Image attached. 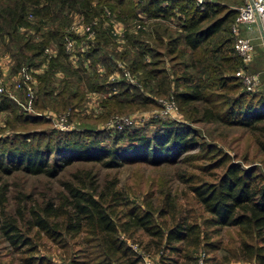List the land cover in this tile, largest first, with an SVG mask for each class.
Returning a JSON list of instances; mask_svg holds the SVG:
<instances>
[{"label": "trees", "instance_id": "1", "mask_svg": "<svg viewBox=\"0 0 264 264\" xmlns=\"http://www.w3.org/2000/svg\"><path fill=\"white\" fill-rule=\"evenodd\" d=\"M229 1L0 0V37L4 40L7 37L16 68L44 65L37 75L35 89L38 110L47 107L73 109L84 101L86 90L107 93L102 98L104 111L100 119L133 108L156 105L155 96L170 95L172 91L181 107L187 109L194 103H211L207 91H213L216 84L218 88L231 89V83L239 79L229 71H234L242 62L235 50L232 24L244 0ZM139 11L155 21L151 30H142L154 46L139 34L126 32L127 42L119 51L112 26L105 25L104 19L111 15L123 21L138 18L137 21L145 25L138 17ZM75 14L83 15L87 22L100 19L95 25L98 35L93 46L84 52L78 51L77 64L65 49L67 36L80 41V36L70 29ZM174 19H178L179 30L166 24ZM226 31L233 35L232 48L228 46L232 38L224 36ZM49 46L56 49L51 57L46 53ZM157 47L165 48L176 59L185 57V60L177 66L173 64L172 71L160 66L162 52ZM232 51L239 59L228 55ZM116 59L129 64L149 94L125 79L109 78L118 67ZM174 84L177 90H172ZM115 87H119V92L111 94ZM0 96V110L10 108L12 101L7 93H0ZM226 103L223 111L205 106L189 116L193 121H222L227 125L246 126L259 133V147L264 152V92L247 89ZM28 116L30 121L50 122L40 114ZM53 132L54 141L45 143L43 139L49 138L50 134L42 131H30L19 138L0 137V171L12 173L24 169L32 174L57 176L76 161H101L108 167L140 162L164 164L177 161L197 147L203 150L198 156L204 159L217 156L209 165L226 164L223 174L215 182L193 185L197 198L210 213L204 220L207 230L198 222L188 220L162 227L153 210L138 204L129 207L124 230L142 228L157 238L161 250L174 253V256L162 255L163 264H192L193 254L203 237L208 239L210 232L217 233L221 227L233 225L242 235L238 246L239 260L264 264V173L254 166L234 162L216 145L199 142L195 129L188 122L157 121L152 131L144 127L116 129L108 134L113 135L110 142L104 138V131L95 128ZM118 184L119 181L114 179L102 190L93 181L79 187L69 186L72 211L65 229L76 234L86 233L85 246L81 250L83 259L71 260L72 264H144L142 256L120 237L119 225L112 216V208L122 204L124 198ZM7 193V184H0L3 237L16 249L29 252L23 258V264H54L36 254L37 246L23 233L19 216L6 212ZM54 205L50 201L43 205L44 214L33 208L28 226H37L53 239L60 236L57 240H61L60 224L52 219L60 214ZM18 212L22 213L21 208ZM208 245L214 250L222 247L219 242H208ZM206 264L232 263L214 257L213 262Z\"/></svg>", "mask_w": 264, "mask_h": 264}, {"label": "rangeland", "instance_id": "2", "mask_svg": "<svg viewBox=\"0 0 264 264\" xmlns=\"http://www.w3.org/2000/svg\"><path fill=\"white\" fill-rule=\"evenodd\" d=\"M214 1L230 3L229 0ZM233 7H237V5H233ZM138 15L139 19L142 18L145 22V25L141 27L137 26L138 18L123 21L117 19L114 15L106 16L104 24L122 22L126 26V29L124 28L125 33L139 34L141 38L151 41L154 46L153 41L142 30H151L155 21L148 19V15L141 11H139ZM96 20L99 22L100 19ZM177 22L178 19H174L172 23L166 22V24L174 30H179ZM228 26L230 30L231 23ZM128 33L125 34V38L122 41L115 39L119 51L124 49ZM241 34L248 36L254 42L255 56L247 65H244L243 61L237 64L238 68L234 71H229V74H235L236 76L237 71L243 67L246 72L257 73L259 82L253 91L264 92V44L257 23L243 25ZM224 36L232 38L233 35L230 31H226ZM7 43V37L6 40L0 37V72L7 85L8 91L6 93L12 102L10 108L0 110V137L19 138V136L30 131H42L50 134L49 138L43 139V143H45L47 140L54 141L55 135L53 131L56 130L73 132L85 128H95L104 131V138L110 142L113 135L109 136L108 134L116 130L109 127L113 123L111 119H113L114 115H118V117L127 115L144 117L145 121L142 124L127 127H144L148 131H152L157 121L188 122L195 129L199 142H208L216 145L222 152L228 153L234 162H238L243 166H254L264 173V152L259 147L258 132L255 133L254 130L243 125H227L222 121H193L192 116H189L194 114L196 109L201 110L205 106L214 107L216 111L225 110L227 101L230 102L232 98L247 90V86L240 77L231 83V86H233L231 89L228 87L218 88L216 84L213 91H207V94L212 99L209 104L194 103L190 108L184 109L177 102L179 108L178 113L174 117L157 118L152 116L153 113L160 109L161 99L174 95L173 91L170 95L155 96L156 105L137 107L123 113H113L105 119L99 118L104 111L102 98L107 94L102 91L86 90L84 101L73 109L62 110L47 107L38 110L35 107L36 101H38V94L35 92L34 98H31L26 87L20 86L21 76L18 71L22 67H15V60L12 52L8 49ZM228 46L230 48L234 46L233 38ZM158 49L162 52L160 66H164L169 70H171L173 64L177 66L180 61L185 60V57H179V59L172 57L163 47ZM228 55L239 59L234 51ZM116 60L125 61L122 59ZM126 64L127 69L131 70L129 64ZM99 67L101 69L103 66L100 65ZM118 67L110 75L109 78L111 80H114L113 78L116 80L126 78L124 71ZM34 68L36 70L34 72L36 83L33 85L36 89L38 85L37 75L43 71L44 65L35 66ZM131 72L138 78L137 73L132 70ZM139 82L141 83L140 91L149 94L148 90L144 89L143 83ZM177 88L174 84L172 90H177ZM115 89L119 92V87H115ZM110 92L112 94L114 90ZM1 100L2 97L0 96V102ZM30 104H32V107L29 106ZM27 114L43 115L46 117L44 120H49L50 122L30 121ZM202 152L203 150L197 147L183 154L177 161L164 164L140 162L128 163L119 167H108L101 161H76L57 176L32 174L24 169L16 170L12 173L0 171V184H7L8 188V200L5 210L8 214H17L19 216V223L23 233L37 246V255L48 258L54 264H72L71 260L83 259L84 254L81 250L85 246L83 243L86 233L76 234L67 232L65 229L68 214L72 211L69 186L79 187L85 182L90 184L93 181L94 184L99 186L98 189L102 190L106 188L110 181L116 179L119 181L118 189H121L124 196L123 203L112 208L113 219L119 225L120 237L125 239L142 256L144 264H163L162 255L174 256V253H171L168 249L161 250L162 248L157 246V238L148 234L142 228L124 230L128 220L127 212L131 205L138 204L144 209L153 210L157 222L162 227H172L178 221L188 220L190 222H198L204 230H207L204 226V220L210 216V213L197 198L193 185L199 182H215L223 174L227 165H209V162L215 160L217 156L214 155L211 159H204L198 156ZM49 201L53 202L55 208L59 209L60 212L57 217L52 219L60 224L59 230L63 234L61 240H57L60 236L53 239L47 232L42 231L37 226H28V220L32 218L31 210L34 208L42 211V206ZM19 208H21L22 213L18 212ZM162 210L164 212L161 213ZM41 213L44 214L43 211ZM0 215L3 217L1 210ZM241 239L242 235L239 228L233 225L221 227L217 233L210 232L209 238L203 237L201 245L194 252L192 264L210 263L214 261V257L230 261L232 264H254L239 260L238 246ZM208 242H219L222 247L217 250L210 249L208 248L210 247ZM27 254L29 252L25 249L20 250L12 246L3 237L0 230V264H23V258ZM92 264L94 263L92 262Z\"/></svg>", "mask_w": 264, "mask_h": 264}, {"label": "built area", "instance_id": "3", "mask_svg": "<svg viewBox=\"0 0 264 264\" xmlns=\"http://www.w3.org/2000/svg\"><path fill=\"white\" fill-rule=\"evenodd\" d=\"M206 1L207 0H197L198 3H204ZM257 15L260 17L264 29V0H244L243 5L238 7V13L232 25V30L235 35V50L242 59L244 65L249 64L254 59L256 49L252 39L241 34V27L243 25H252L257 23ZM97 24L98 21L96 19L93 22H87L85 21L83 15H75L70 29L75 34L80 36V41L78 38H72L69 36L65 39V49L69 53L70 59L75 64L78 63V59L80 57L78 51L84 52L93 46L98 35V31L95 26ZM137 24L138 27L142 26L139 22ZM109 25L112 26V34L116 37V39L122 41L125 38L124 28L126 29V26H124L122 22H113ZM46 53L51 57L56 53L55 47H47ZM126 63V61L117 60V65L124 71L126 81L141 88V83L139 82L140 80L137 76L132 74L131 70L127 69ZM18 72L21 76L20 86H25L31 98H34L35 88L33 84L36 83V77H34V72H36L35 68L29 65H24ZM237 76L242 79L248 90H255V86L259 82V76L257 73L246 72L243 67L237 71ZM7 91L6 82L1 77L0 72V93H6ZM114 93H117V89H114ZM29 106L32 107V104ZM178 108L179 106L175 96L171 95L166 99H161L160 109L153 113L152 116L157 118L174 117L178 113ZM144 121V117H134L128 115L118 117V115H114L113 119H111V122L113 123L109 127L112 129H122L127 126L142 124Z\"/></svg>", "mask_w": 264, "mask_h": 264}, {"label": "water", "instance_id": "4", "mask_svg": "<svg viewBox=\"0 0 264 264\" xmlns=\"http://www.w3.org/2000/svg\"><path fill=\"white\" fill-rule=\"evenodd\" d=\"M257 25L259 27V30H260V34H261V37H262V41H263V44H264V29H263V25H262V22H261V19L260 17L257 15Z\"/></svg>", "mask_w": 264, "mask_h": 264}]
</instances>
